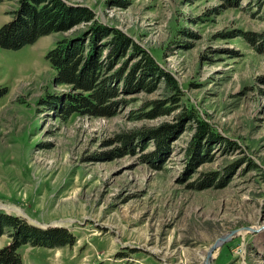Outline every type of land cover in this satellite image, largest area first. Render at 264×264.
I'll list each match as a JSON object with an SVG mask.
<instances>
[{
    "label": "rangeland",
    "instance_id": "obj_1",
    "mask_svg": "<svg viewBox=\"0 0 264 264\" xmlns=\"http://www.w3.org/2000/svg\"><path fill=\"white\" fill-rule=\"evenodd\" d=\"M18 1H0V26ZM63 1L93 20L0 48V210L74 237L21 245L23 264H204L233 231L209 264H264V0ZM94 24L99 58L126 40L108 75L147 53L174 85L118 80L107 112L61 116L60 99L87 92L58 84L46 53L87 45ZM189 112L225 140L194 146Z\"/></svg>",
    "mask_w": 264,
    "mask_h": 264
},
{
    "label": "trees",
    "instance_id": "obj_2",
    "mask_svg": "<svg viewBox=\"0 0 264 264\" xmlns=\"http://www.w3.org/2000/svg\"><path fill=\"white\" fill-rule=\"evenodd\" d=\"M93 18L94 14L89 9L71 6L63 0H19L14 17L0 26V48L17 50L33 44L42 36L68 30ZM91 28L93 33H86L83 37L88 41L87 45L72 36L58 41L46 53L45 58L55 69V80L58 84H70L80 92H87V94L76 93L66 96L63 100L60 99L61 116L66 117L75 112L89 115L107 112L108 107L104 103L111 90L114 93L118 80H121L125 86L134 87L138 84L142 88L149 89L152 80L146 77L158 75L174 85L173 78L164 73L147 53H142L143 59L130 67L127 76L122 77V69L108 75L117 55H121L126 40L117 34L108 44L105 58L101 59L99 40L108 33L102 31L99 24H94ZM188 118L196 121L197 141L194 146H200L201 140L205 138H209L208 141L215 138L214 142L225 140L211 131L205 121L195 118L193 113H190ZM159 131L167 133L169 129L161 127L156 130ZM3 233L9 234L10 240L0 248V264H23L19 253V247L23 244L55 248L74 243L72 233L65 227L41 228L18 215L0 210V236Z\"/></svg>",
    "mask_w": 264,
    "mask_h": 264
},
{
    "label": "water",
    "instance_id": "obj_3",
    "mask_svg": "<svg viewBox=\"0 0 264 264\" xmlns=\"http://www.w3.org/2000/svg\"><path fill=\"white\" fill-rule=\"evenodd\" d=\"M234 233V231L233 232H228L226 235H224L223 237H221L220 239H219V241L218 242H216L210 249H209V251H208V253H207V255H206V257H205V259H204V264H209V261H210V258H211V256H212V252H213V250L215 249V247H217L218 245H219V243H221L222 241H224L227 237H229L231 234H233Z\"/></svg>",
    "mask_w": 264,
    "mask_h": 264
}]
</instances>
